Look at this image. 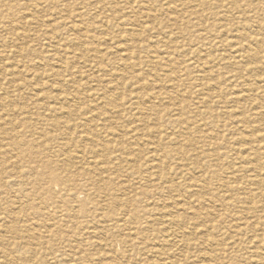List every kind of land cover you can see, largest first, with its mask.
<instances>
[{"label": "rangeland", "instance_id": "rangeland-1", "mask_svg": "<svg viewBox=\"0 0 264 264\" xmlns=\"http://www.w3.org/2000/svg\"><path fill=\"white\" fill-rule=\"evenodd\" d=\"M198 1L199 0H190V1L183 0V2H182V0H151V1L150 0H86V1L85 0H64V1L63 0H60V1L59 0H56V1H52V0H50V1L49 0H0V6H1V8H0V47L2 48V49L0 48V75L3 78L2 79L0 76V79L2 80V81L0 80V83H4L7 80L9 81L10 79H12V77H14L15 79L17 78L16 80H17V82H19L21 84L20 87L22 88L21 90L17 91L13 87H11V88L8 87L9 88L8 90L6 88H4V86L0 87V95H1L0 98H4L6 96L5 95L6 92L2 89H5L11 95H16L18 97L20 96L19 101L15 100V102H13V105L11 104L12 103L11 98L10 99L8 97L6 99L4 98L5 99L4 101L6 103V109L7 110H13V112L15 114L13 113L12 117H14V119L16 117V119L14 121L19 120L18 123L14 122V124L12 123V125H11V123L10 124L5 123V120H3L4 113L0 110V116H1L0 117V122H1L0 123L1 124V126H0V135H1L0 145H4V146H2L3 147L2 149L5 150V151H3L4 152L3 154L1 153L2 151L0 152V162L4 163V165H5L4 170H3V180L5 181V182L4 181L3 182L5 183V186H4L5 188L4 187L0 188V194H1L0 198L2 199V201L0 200V207H1V209H0V250L2 248L1 251L3 252V254H5L6 256L8 255L7 258H3L1 253H0V264H2V263L3 264H7V263L8 264H10V263L11 264H19V262H20V264H22L23 261L25 262V264H73L70 261L71 256H69V258L68 257L63 258V257H65V254L69 255L72 251H74L76 249V245L80 246L83 249V251L77 250L79 255H80V253L81 254L84 253L87 256L90 255L89 257L92 258V259H90L89 263H87V264H97L100 261L103 264H115L113 262H116V261H117L116 264H140V263L145 262V261L147 263H152V264H182V263L183 264H203V263H206V261L202 262V263L198 262V261L202 260L201 258H202V255L204 253H210V254L216 253V254H218V252L221 253V251H222V253H221L222 257L220 256V260L218 261L220 264H246L247 259H248V261H250V264L256 263L252 260V255L250 253L249 247L251 248L254 246L253 247V248H255L254 250L259 251V250H261L260 249L261 246L249 244V242H247L249 240L248 238L251 236L250 232H248V231L244 232L245 230L243 228H242V231L238 232V230H236V229L238 227V224L240 223V222H238V216L240 214L244 213V212L241 213V211H245V209H247V207L248 208L251 207L252 208V214L253 213L254 214H253V216H252V214L247 215L246 216L247 221H244V222L250 223V224H252L251 222H253L254 224H256V229H255L256 231H254V233H256L257 235L259 233H264V210L259 207V206H261V204L263 202L262 200H264V198H261V200H260V198L253 200L251 205H250V203L246 204L245 202H243L242 197H244V196L242 194V191L239 190V187H238L237 192L231 191L228 188L231 189L233 186L236 187L237 186L236 184L240 185L242 183V181L244 183V181L246 179H250L251 177H253L254 175L257 174V172H249L244 167V165L242 164V161L240 159V156L237 155V153L235 151V150H237V148L239 147L241 142L242 143L244 141L246 142L249 140V138L251 141V144L249 146V149H250L249 151L251 153V150H253V151L255 150L254 153L255 152L258 153V155L260 157L259 162H260V165L262 168L261 170H264V151H263L264 150V138L262 137V135H263L262 133H264V131L257 132L254 130L255 124L251 125L250 123H242L239 119L240 118L239 113L243 112L242 114L244 116H246L247 118H252L254 116V114L257 113L258 110L261 109L260 106L262 108H264V102H262V101H264V82H263L264 79L262 77L256 78L252 74H250V75L247 74L246 76H244L243 79H236V78L232 77V73L227 76L222 69H223L224 62L229 57L228 55L230 54V52H232L233 49L236 48L237 45H242V44L246 43V40H244V36H242V35H244V33H241L237 29V26L239 25L238 23H240L242 21L247 22V23L249 22V24H252V26H255L258 19H263L262 23L264 24V17L262 16V13L264 11H250V10L246 11V10H244L246 5H248V2H252V1H253L252 4L255 6L263 7V5H261V1H259V0H240V1H238V0H217V1L212 0L211 1V0H209L211 3H213L214 1L219 2V3L220 2L226 3L227 8L229 9L228 11H230V13L225 14V13H223L224 11H221L219 9L216 11L213 10L214 13H213V15H211L209 10L201 8L200 3ZM28 2H30V3H28ZM54 2H56V3H54ZM50 3H51V5H50ZM240 5H242V8L240 7ZM53 7L55 8V10L53 9ZM37 10H38V12H37ZM200 10L203 13H201ZM240 10H242V11H240ZM235 12H236V14H235ZM26 13H28V14H26ZM62 14H65V16ZM200 14H203L205 19H206L205 21L204 20L201 21L203 23L198 22L199 21L198 16ZM174 15H176V16H174ZM54 16H55V18H54ZM64 18H67V19H64ZM21 19H22V21H21ZM60 19H62V20H60ZM224 19L226 21H224ZM213 20H214V23H211V21L213 22ZM26 23H28V24H26ZM68 23H69V25H68ZM29 25H30V27H29ZM32 25H33V27H32ZM201 26H202V28H201ZM221 26H223V27H221ZM217 27H219V28H217ZM33 28H36V31ZM8 29L11 31H9ZM20 30H22V31H20ZM23 30H25V32ZM90 30H92V32ZM250 30H246L247 35H251V34L253 35L254 33H257V34L259 33L260 35L264 36V34H263L264 30L259 31V32H257L258 30L257 31L253 30V31H251V33H250ZM80 31H81V33H80ZM224 32H226V33L228 32L229 37L225 36L223 34ZM65 33H67V34H65ZM45 34H47V35H45ZM233 34H234V36H233ZM203 35H205V36H203ZM71 37H79V38L84 39L85 46L82 49V52L84 54L83 57H78V58L75 57L76 51L73 52L74 47L69 43V40ZM108 37L110 38V40ZM231 37H233L235 39H233ZM27 38H29V39H27ZM58 38H59V40H58ZM119 41H120V43H119ZM229 42L231 44H233L232 48L228 47ZM68 43H69V45H68ZM235 43H236V45L234 46ZM17 44H18V46H17ZM52 44H54V45H52ZM86 44H87V46H86ZM208 47H209V49H208ZM16 49H19L20 53L17 54ZM135 49H137V50H135ZM120 50L121 51L124 50L125 53L124 52L120 53L121 52ZM51 51H52V53H51ZM60 51H61V53H60ZM223 51H225V52H223ZM12 52L15 54L14 56L12 55ZM215 52H217L218 54ZM259 52H260V55L262 57H264V48L259 50ZM112 53H113V55H112ZM128 53H131V57H130L131 66L129 67L128 72L124 73V71L126 69L120 68V66H121L123 60H125V59L127 62H129V60H127V54ZM231 54L232 55L230 58V62L232 64L231 67L234 70V68H236L235 67L236 64L233 63V61H237L238 58L237 59L235 58L236 54L234 53V51ZM63 56H65V57H63ZM3 57H5V58H3ZM190 57H192V58H190ZM25 58H27V59H25ZM28 59H29V61H28ZM74 59H75V61H74ZM221 59H223V61H221ZM187 60H188V63H187ZM12 63L14 65H12ZM60 63L65 65L66 69L68 68L67 70H65L62 73V76H63L62 78L64 80H66V83H67L69 78L71 80L72 79L75 80V82L72 80L73 82L69 83V87H68V85L66 86V84L64 85V87L62 86V89L65 90V94H67V98H65V99L60 98L61 100L59 98H57L59 96L58 91H56L57 90V88H56L57 80L50 77V74H52L53 71H56L59 68V66L61 65ZM145 63H146V65H145ZM156 63L157 64L159 63V64L157 65ZM8 64H10V65H8ZM35 65H36V68L33 69L35 67ZM213 65H214V67H213ZM10 66H11V68H9ZM151 66H154V67L152 68ZM198 66H199V68H198ZM55 67H58V68L55 69ZM212 67H213V69H212ZM181 68H183V70ZM200 70H202V71H200ZM5 71H7V72H5ZM150 71H151V73H150ZM156 72H158V74ZM72 73H73V75H72ZM201 73H203V74H201ZM216 74H217V77H214V75H216ZM77 75L79 78L77 77ZM169 75H172L174 78H176V81H170L173 78L171 79L170 77H168ZM81 76H82V78H81ZM143 76H145V77H143ZM49 77H50V79H47ZM76 78H77V80H76ZM198 78H199V80H198ZM203 78H204V80H203ZM78 79H80V81ZM242 80H243V82H245L244 83L245 85L242 84L243 83ZM210 81H212V82H210ZM76 82H78V83L75 84ZM102 82H104V83H102ZM223 82H225V83H223ZM240 82H242V83H240ZM205 83H210L211 85H215L216 89L211 90L212 92L211 91L210 92L205 91V88H204ZM32 84H34V85H32ZM48 84H50L49 85L50 87L48 86ZM243 86L245 88H243ZM229 87H231L232 89H230ZM249 89L252 90L253 93H252V91L251 92L248 91ZM38 90L40 91V93L38 92ZM136 90H137V92L150 97L149 98L150 100H146V102L144 103V105L148 106L147 108L149 109L146 115H141L137 111V109H135L134 105L132 104L134 101V100H132L133 94ZM235 90H238V91H235ZM126 91H128V92H126ZM241 91H242V93H241ZM207 92H208V94H207ZM201 93L202 94L205 93V94L202 96ZM71 95H72V97H71ZM79 95H81V96H79ZM224 95H226V96H224ZM252 95H254V96H252ZM206 96L212 97V100H211L212 103L208 107H201L202 103H200V102ZM22 98H24V99H22ZM229 98L237 99L238 104L236 103L237 100L234 101L235 102L234 105H233L234 102L232 104L229 103ZM252 98L255 99L254 105L252 102H250V100ZM226 102L229 104H227ZM64 103H65V105H64ZM70 104H72V105L74 104L72 106V109L74 107V109H73L74 115L72 114V116H70L68 118L69 119L68 125L66 124L65 126L61 125V127L60 126L54 127V126H52V124L44 125L42 123L41 119H37L39 113L43 114V112H42L43 108H46V107L60 108L61 112L58 115L63 116V115H65V112L67 111L66 107H68V105H70ZM194 104H199V105H194ZM229 105H230V107L232 105L233 106L231 108H229ZM8 106H9V108H8ZM20 107H21V109L23 108L24 112H27L26 115H27V118L29 120L26 118L27 120L25 121V120H23L24 115L23 116L19 115L18 112L20 111ZM114 108H116V109H114ZM196 108H197V110H196ZM208 108L211 110L212 114L216 116V120H213L211 117H209L207 119L208 121H206V119H202V117H198V114L201 111H203L204 109L208 110ZM233 111H235V112H233ZM101 112H105V115H104V117H102V119H100V118L98 119V116ZM133 113H135L134 114L135 116L133 115ZM219 113H221V114H219ZM222 113H224V114H222ZM117 114L120 115L119 119L112 121L110 117L116 116ZM94 117H95V119H94ZM104 118L105 119L107 118L106 121ZM223 118H225V119H223ZM226 120H228V121H226ZM80 121H83V122H80ZM107 121L108 122L110 121V122L108 123ZM21 122H24L25 124L22 125ZM211 122L214 125L211 124ZM263 122H264V120L259 122V123H261L259 126L262 125L261 130H264ZM228 123L231 125H229ZM88 124H90V126ZM80 125H81V127H83V126L86 127L88 125L91 129L93 128L92 129L93 132L91 133V135L90 136H81L82 134H80V132L83 130H80V128L73 129L74 126H80ZM100 125H101V127H100ZM227 125H228V127H227ZM245 125H247V126H245ZM106 126H107V128H105ZM109 126H111L112 129H109V128H111ZM204 126L205 127L207 126L206 129ZM220 126H222V128ZM233 127H235L236 129L234 128V130H233ZM6 128H8V129H6ZM10 128L14 131H17V133H18V136L15 139L16 141H14V142H17L18 144L22 145V147H29V146L33 147V150H35L36 152H39V153L41 152L40 154L43 153L44 155L45 154L49 155L50 161L52 163L50 166L51 168H57L60 171L63 169V171H64L65 169H67V167L70 164L68 162H71V159H73L76 156H78V157L81 156L79 165H78V163L75 165L76 169L77 168L81 169V167H84L85 165H88V166L94 167V168L96 167L95 170H98V171H96L97 172L96 174H98V175H96L94 173L95 174L94 175L95 181H93L94 183H92V182L88 183L87 185L89 187L87 185L83 184V181L80 178H78L79 185H83V186L85 185L84 186L85 188L83 187V189H82L83 191H80L78 193L77 200L78 199H81V200L85 199L86 197L84 196V194L88 193V192H94L95 188L97 187L98 189L96 188L97 193L95 194V199L90 201L89 203H87L83 207V209L89 210V211L91 210V212H97L98 213V212H100V210L103 212L108 207L110 209L112 208L111 211H115L114 212L115 216L111 219L113 222H115L114 224H117L116 222L122 221V219L126 220V218L136 220L137 221L136 224L138 223L137 224L138 226H140V224H141L140 228L142 230L147 231V234H149V233L151 234L152 241L147 242V243H150L147 246L148 249L142 250V252H139V249H136L135 251L131 252V249H130V251H127L128 250L127 248L126 249L122 248V245L120 243L121 242L120 239H122L126 235H128L129 231L132 232L130 229H127L129 227L124 228V231L122 230L119 234L115 233L116 234L115 235L113 233V237L111 238L112 246L109 248L108 247L109 238H105V241L103 242L101 236H98V235L96 236L97 233L93 232L94 229L97 228V226H98V224L95 223L96 221L93 218H91V217L85 218L83 215H80L78 217V219L67 218L64 215L65 212L67 210H69L71 207H74L75 205H77V203L70 202L71 199L69 197H66V196L63 197V194L66 193V195L69 196V193H70V192H68V187H66V186L63 188L64 192L62 191L63 192L62 194H56L57 191L55 189H53V187H51L52 189H50V191L52 193H55L56 194L55 196H54V194H51L49 189H48L46 196L39 197L36 194L38 192L37 187H34L36 189L32 188L31 175L28 172L27 166L19 167L17 172H15V170L11 167L12 164H10V163L15 161V158H17V155H16L17 153L10 150V148L7 146L11 141L7 140V138L5 137V134L6 133L8 134ZM26 128H29L30 133L27 132L26 136H24V130ZM32 129L36 130V131L33 132ZM208 129H211V130H208ZM227 129H228V131H227ZM188 130H189V132H188ZM195 130H196V132H195ZM238 130H239V133H238ZM74 131H76V132H74ZM233 131H235L237 135H235V132H233ZM241 131H242V133H241ZM39 132L41 133V135L39 134ZM97 132H99V133H97ZM179 132L183 136H181V134ZM101 133H103V134H101ZM219 133H221V134H219ZM228 133H230V134H228ZM177 134L178 135L180 134V136H178ZM248 134H250V135H248ZM2 135L4 138L2 137ZM98 135H101V136H98ZM138 135H139V137H138ZM155 136H156V138H155ZM187 136H189V137H187ZM90 137L95 138V139L91 140ZM105 137H106V139H105ZM237 137H239V138L241 137V138L239 139ZM81 138H83V139H81ZM185 138H187V139H185ZM112 139H113V141H112ZM156 139H157V141L160 140L159 143H161L162 148H166V149L177 148V151L176 152L171 151L167 160H165L166 162L164 164H161L164 167V169L167 168V169H165V171H167L168 175L170 176L169 178L171 180V183L178 187V188L177 187L176 188L178 189L179 194H181V196L176 194L179 197L178 196L174 197L173 201L168 200L169 199L168 197H170V196L166 195V193L168 192L166 189L167 184L163 185V189L165 191L162 190L161 194L159 192H155L154 188H153L154 184L152 183L151 178L156 173L155 164L157 163L156 159L158 158V155H159V153H157L153 149L154 143L157 142ZM223 139H225L226 141H224ZM235 139L237 142L235 141ZM77 140H79V141H77ZM238 140H240V141H238ZM110 141H112V142H110ZM133 141L136 142V144L133 143ZM206 141H208L210 143H208ZM83 142H85V143H83ZM141 142H145V143L147 142V143L141 144ZM233 144H234V147H233ZM130 145H131V147H130ZM235 145H236V147H235ZM204 146H205V148H204ZM225 146L227 149L225 148ZM90 148H92V149H94V151L98 152V155H96L95 158L94 157L91 158L90 153H88L91 151ZM88 149H89V151H88ZM140 149L142 150L141 153L139 152ZM62 150H64V151L62 152ZM81 151H83V152H81ZM101 151L104 153H102ZM125 151H126V153H124ZM203 151L206 153H204ZM222 151H223V153H222ZM253 151H252V153H253ZM99 152H101V154ZM227 153H229V154H227ZM6 154H7V156H6ZM104 154H105V156L103 157ZM133 154H135V155H133ZM194 154H195V156H193ZM44 155H40V157L42 158L43 161H46V157H44ZM68 158H70V159H68ZM230 158H231V160H230ZM233 158L236 160H233ZM99 160L102 162H100ZM150 160H152L153 162H151ZM98 161H99V163H97ZM217 161L219 162L218 164L216 163ZM236 161L238 162V164ZM95 162H96V164H95ZM209 163H210V165H209ZM211 163H212V165H211ZM38 164H41V163H38ZM80 164L82 166H80ZM97 164H99V165L97 166ZM117 164L118 165L120 164L119 166H121V167H119ZM222 164H223V166H222ZM217 169H218V171H217ZM56 171L59 172L58 170H56ZM116 171H117V173H116ZM182 172H185V173L183 174ZM65 173L67 174V171ZM172 173H173V175H172ZM99 174L100 175L103 174V175L100 176ZM33 175L34 176L42 175L43 177H49L50 172L46 173L45 167L39 165V166H37V169L34 170ZM51 176H50V178H51ZM148 176H149V178H147ZM181 176L186 177V179H188L187 180L188 184L181 185V183H182L181 181L183 180V178ZM213 176L216 179L213 178ZM104 177H106V178L104 179ZM143 177H144V179H143ZM98 178H100L102 180H107V179H110V180L106 181L107 184H105L106 185L105 186V185H103V183H105V182L99 183L100 181L99 182L97 181ZM194 178H195V180H194ZM20 180H22V181H20ZM47 180L50 181L49 179H47ZM117 180H119V181H117ZM148 181H149V183H148ZM95 183H96V185H95ZM177 183H179V184H177ZM99 184H101V185H99ZM218 184H222V185L225 184L224 186H226L227 189L226 188L220 189L221 187ZM188 185L192 186L193 189H192V187H190L191 189L189 188V190H188V187H187ZM102 186H104V187H102ZM217 186H219V187H217ZM92 187H94V188H92ZM186 187H187V189H186ZM20 188L22 191L20 190ZM112 188H114V189H112ZM216 188H218V189H216ZM128 189L130 192H128ZM213 189H214V191H213ZM27 190H29V191H27ZM190 190H192V191H190ZM100 192H102L101 195H99ZM221 192H222V194H221ZM33 193H34L35 197L33 196ZM200 193H203V194L208 193V194H213V195L219 194L218 195L219 200L216 201L215 203H212V204L210 203L211 205L209 203H205V204L201 205L200 204L201 200L199 198ZM238 193H239V195H238ZM124 195H127V196H124ZM240 195H242V196H240ZM8 196H10V197H8ZM108 196H110V197H108ZM102 197H103V199H102ZM126 197L132 199V201L126 202ZM157 199L160 200L161 202L157 203L156 202ZM24 200L26 201V203H24ZM178 200H179V202H178ZM165 201H167V202H165ZM240 201H242V202H240ZM10 202H11V204H10ZM173 202H178L176 209L178 211L177 214L179 216L180 215H184V216L187 215L186 220L189 219L190 217L193 219V221L190 223V225L187 226L188 227L187 229L183 228L185 236L187 234V236H186L187 242L190 244H193L190 247V249L187 250L188 252L185 250L183 252V251H181L180 248L171 246V244H169L167 237H169V235L170 236L174 235V233H175L174 228L170 227L171 225H168V223L166 221H165L166 223H163V225L158 224L159 222L157 221V217H159V215H160L159 213L163 209H165L166 206L168 208L171 207L169 209L171 211L175 210L172 208L174 206ZM255 202L257 204H255ZM101 203H102V205H101ZM109 204H110V206H109ZM222 204L225 206H229V209H232L234 207L235 208L234 211L236 213L235 212H233V213L229 212V209L227 207L224 208ZM237 204H238V206H237ZM112 206L117 207V208L114 209ZM35 207L39 208V210ZM41 207H42V209H40ZM184 207H185V209H184ZM49 208H51V209H49ZM156 208H158V209H156ZM208 208H209V210H208ZM239 208H241V209H239ZM78 209H80V207H78ZM204 210H205V212H204ZM7 211H9V212L7 213ZM180 211H182L184 213L181 214V213H179ZM55 213H58V214H55ZM118 213H121V216H119ZM35 214H38V215H35ZM209 214H213V215L208 216ZM174 215H176V214H174ZM188 215H190V216H188ZM201 216H203V217H201ZM195 217H197V219H194ZM234 218H236V219H234ZM31 220H33V221H31ZM19 221L21 222V224ZM104 221L107 225L112 224V223H107L106 219H104ZM26 222H27V224H26ZM187 222H188V220H187ZM211 222H213V223H211ZM119 223H121V222H119ZM42 224H45V228H41ZM50 226H52V227H50ZM239 226H241V225H239ZM48 227H50V228L48 229ZM202 227L203 228L204 227H208V228L210 227L209 233H206V234L203 233ZM87 228H88V230H87ZM39 229H41V230H39ZM7 230H8V232H7ZM162 230H165L166 233L161 232ZM22 231H23V233H21ZM148 231H149V233H148ZM46 232H47V234H46ZM230 232H232V233H230ZM3 233H5V234H3ZM27 234H28V236H27ZM232 234H234V235H232ZM246 234H248V236ZM235 235H236V237H235ZM116 236H117V238H114ZM240 236H242V237H240ZM97 237H99V238H97ZM21 239H23L24 241ZM157 239L159 242L157 241ZM119 240H120V242H119ZM203 240H206V241L204 242V244L202 246H200V247H199V245L197 247L195 246L197 243H201ZM151 242H152V244H151ZM16 244H17V246H16ZM51 244L53 246H51ZM103 244H104V246H103ZM105 244H107V245H105ZM55 245H56V247H55ZM160 246H162V247H160ZM208 246H211V247H208ZM95 247H96V249H95ZM151 247H156V248L158 247V249L160 251L163 249L161 251L162 255L154 254L150 250ZM203 247H204V249H203ZM171 248H172V250H171ZM28 249L30 252L28 251ZM52 250H53V252H52ZM59 250L62 252L63 256H60ZM178 250H179V252L180 251L181 252L179 253ZM136 251L138 252L137 254L135 253ZM27 252H29V253H27ZM37 253H38V255H37ZM174 254H176V255H174ZM28 255H30V256H28ZM181 255L184 256L183 259L180 257ZM241 255H242V257H241ZM178 256L181 259H179ZM5 259H8L7 260L8 262L7 261L5 262L4 261ZM245 259H246V261H245ZM27 260H29V261H27ZM177 260H179L180 262ZM157 261H159V262H157ZM210 263L211 264H215V263L217 264V261L216 262H210ZM84 264H86V263H84Z\"/></svg>", "mask_w": 264, "mask_h": 264}, {"label": "bare ground", "instance_id": "bare-ground-1", "mask_svg": "<svg viewBox=\"0 0 264 264\" xmlns=\"http://www.w3.org/2000/svg\"><path fill=\"white\" fill-rule=\"evenodd\" d=\"M50 1V0H49ZM52 1H56V0H52ZM60 1V0H59ZM64 1V0H63ZM86 1V0H85ZM151 1V0H150ZM187 1V0H186ZM188 1H190V0H188ZM212 1V0H211ZM215 1H217V0H215ZM213 2V3H211L209 0H199L198 2L200 3V6H201V8H204V9H206V10H209L210 11V14L211 15H213V13H214V11H216V10H221V11H224L223 13H225V14H228V13H230V11H228L229 9L227 8V4L226 3H224V2ZM238 1H240V0H238ZM259 1H261V5H263V7H260V6H255V5H253L252 4V2H248V5H246V7H245V9L244 10H246V11H248V10H250V11H264V0H259ZM21 2V1H20ZM46 2V1H45ZM66 2V1H65ZM182 2H183V0H182ZM28 3H30V2H28ZM54 3H56V2H54ZM113 3V2H112ZM148 3V2H147ZM196 3V2H195ZM17 4V3H16ZM24 4V3H23ZM71 4V3H70ZM121 4V3H120ZM194 4V3H193ZM5 5V4H4ZM34 5V4H33ZM39 5V4H38ZM41 5V4H40ZM50 5H51V3H50ZM53 5V4H52ZM130 5V4H129ZM199 5V4H198ZM54 6V5H53ZM57 6V5H56ZM61 6V5H60ZM59 6V7H60ZM68 6V5H67ZM79 6V5H78ZM6 7V6H5ZM45 7V6H44ZM55 7V6H54ZM53 7V9L55 10V8ZM101 7V6H100ZM240 7L242 8V5H240ZM0 8H1V6H0ZM25 8V7H24ZM61 8V7H60ZM84 8V7H83ZM65 9V8H64ZM130 9V8H129ZM140 9V8H139ZM240 9V8H239ZM53 10V11H54ZM59 10V9H58ZM57 10V11H58ZM186 10V9H185ZM214 10V11H213ZM25 11V10H24ZM31 11V10H30ZM47 11V10H46ZM240 11H242V10H240ZM37 12H38V10H37ZM56 12V11H55ZM65 12V11H64ZM69 12V11H68ZM90 12V11H89ZM200 12H201V10H200ZM33 13V12H32ZM57 13V12H56ZM88 13V12H87ZM105 13V12H104ZM152 13V12H151ZM166 13V12H165ZM201 13H203V12H201ZM218 13V12H217ZM17 14V13H16ZM26 14H28V13H26ZM40 14V13H39ZM162 14V13H161ZM167 14V13H166ZM171 14V13H170ZM235 14H236V12H235ZM241 14V13H240ZM36 15V14H35ZM34 15V16H35ZM62 15H64L65 16V14H62ZM67 15V14H66ZM94 15V14H93ZM160 15V14H159ZM180 15V14H179ZM207 15V14H206ZM205 15V16H206ZM234 15V14H233ZM8 16V15H7ZM51 16V15H50ZM57 16V15H56ZM60 16V15H59ZM86 16V15H85ZM92 16V15H91ZM109 16V15H108ZM149 16V15H148ZM170 16V15H169ZM174 16H176V15H174ZM178 16V15H177ZM262 16L264 17V12L262 13ZM93 17V16H92ZM161 17V16H160ZM166 17V16H165ZM210 17V16H209ZM223 17V16H222ZM19 18V17H18ZM32 18V17H31ZM38 18V17H37ZM54 18H55V16H54ZM58 18V17H57ZM73 18V17H72ZM95 18V17H94ZM141 18V17H140ZM148 18V17H147ZM163 18V17H162ZM64 19H67V18H64ZM102 19V18H101ZM120 19V18H119ZM134 19V18H133ZM136 19V18H135ZM150 19V18H149ZM153 19V18H152ZM161 19V18H160ZM198 19H199V23L201 22V21H205L206 19H205V17H204V15L203 14H200L199 16H198ZM20 20V19H19ZM60 20H62V19H60ZM222 20V19H221ZM229 20V19H228ZM21 21H22V19H21ZM41 21V20H40ZM209 21V20H208ZM224 21H226L225 19H224ZM9 22V21H8ZM33 22V21H32ZM79 22V21H78ZM197 22V23H198ZM219 22V21H218ZM263 22V19H258V21L256 22V24H255V26H252V24H249V22L247 23V22H240V23H238L239 25L237 26V29H238V31H240L241 33H244V35H242V36H244V40H246V43L245 44H242V45H237L236 46V48H234L233 49V51H234V53L236 54V59L238 58V60L237 61H233V63H235L236 65H235V67L236 68H234V70L232 69V64H231V62H230V58H231V53H233V51L232 52H230V54L228 55L229 57H228V59L224 62V65H223V71H224V73L228 76L229 74H231L232 73V77H234V78H236V79H243L244 78V76H246L247 74L248 75H250V74H252L254 77H256V78H259V77H262L263 79H264V57H262L261 55H260V52H259V50H261L262 48H264V36H262V35H260L259 33L257 34V33H254L253 35L251 34V35H247L246 34V30H250V33H251V31H253V30H255V31H257V32H259V31H263L264 30V24L262 23ZM19 23V22H18ZM104 23V22H103ZM201 23H203V22H201ZM211 23H214V20H213V22L211 21ZM26 24H28V23H26ZM25 24V25H26ZM33 24V23H32ZM37 24V23H36ZM63 24V23H62ZM96 24V23H95ZM144 24V23H143ZM147 24V23H146ZM68 25H69V23H68ZM140 25V24H139ZM58 26V25H57ZM71 26V25H70ZM103 26V25H102ZM138 26V25H137ZM23 27V26H22ZM25 27V26H24ZM29 27H30V25H29ZM32 27H33V25H32ZM62 27V26H61ZM65 27V26H64ZM221 27H223V26H221ZM201 28H202V26H201ZM217 28H219V27H217ZM19 29V28H18ZM28 29V28H27ZM33 29H35V31H36V28H33ZM137 29V28H136ZM235 29V28H234ZM9 30V29H8ZM17 30V29H16ZM69 30V29H68ZM105 30V29H104ZM139 30V29H138ZM9 31H11V30H9ZM20 31H22V30H20ZM24 32H25V30H23ZM58 31V30H57ZM91 32H92V30H90ZM185 31V30H184ZM204 31V30H203ZM29 32V31H28ZM34 32V31H33ZM73 32V31H72ZM69 33V32H68ZM80 33H81V31H80ZM99 33V32H98ZM120 33V32H119ZM132 33V32H131ZM65 34H67V33H65ZM139 34V33H138ZM225 36H228V32L226 33V32H224L223 33ZM264 34V33H263ZM26 35V34H25ZM45 35H47V34H45ZM60 35V34H59ZM62 35V34H61ZM28 36V35H27ZM64 36V35H63ZM109 36V35H108ZM172 36V35H171ZM203 36H205V35H203ZM232 36V35H231ZM233 36H234V34H233ZM110 37V36H109ZM108 37V38H109ZM216 37V36H215ZM229 37V36H228ZM55 38V37H54ZM64 38V37H63ZM210 38V37H209ZM231 38H233V37H231ZM9 39V38H8ZM27 39H29V38H27ZM57 39V38H56ZM65 39V38H64ZM130 39V38H129ZM152 39V38H151ZM200 39V38H199ZM207 39V38H206ZM233 39H235V38H233ZM58 40H59V38H58ZM109 40H110V38H109ZM19 41V40H18ZM22 41V40H21ZM43 41V40H42ZM56 41V40H55ZM124 41V40H123ZM134 41V40H133ZM235 41V40H234ZM237 41V40H236ZM241 41V40H240ZM38 42V41H37ZM52 42V41H51ZM96 42V41H95ZM118 42V41H117ZM226 42V41H225ZM35 43V42H34ZM69 43L74 47V50H73V52L74 51H76L75 52V57H83V52H82V49L84 48V46H85V41H84V39H82V38H79V37H71L70 38V40H69ZM69 43H68V45H69ZM119 43H120V41H119ZM128 43V42H127ZM187 43V42H186ZM190 43V42H189ZM219 43V42H218ZM101 44V43H100ZM108 44V43H107ZM106 44V45H107ZM116 44V43H115ZM52 45H54V44H52ZM58 45V44H57ZM63 45V44H62ZM67 45V46H68ZM236 45V43L234 44V46ZM17 46H18V44H17ZM86 46H87V44H86ZM118 46V45H117ZM232 46H233V44H231L230 42L228 43V47L230 48H232ZM4 47V46H3ZM20 47V46H19ZM24 47V46H23ZM47 47V46H46ZM51 47V46H50ZM57 47V46H56ZM108 47V46H107ZM201 47V46H200ZM226 47V46H225ZM1 48V47H0ZM15 48V47H14ZM71 48V47H70ZM228 48V49H229ZM2 49V48H1ZM52 49V48H51ZM98 49V48H97ZM148 49V48H147ZM208 49H209V47H208ZM135 50H137V49H135ZM188 50V49H187ZM53 51V50H52ZM52 51H51V53H52ZM63 51V50H62ZM98 51V50H97ZM114 51V50H113ZM121 51V50H120ZM127 51V50H126ZM16 52H17V54L18 53H20V51H19V49H16ZM64 52V51H63ZM62 52V53H63ZM122 52H124L125 53V51L124 50H122L120 53H122ZM138 52V51H137ZM151 52V51H150ZM223 52H225V51H223ZM2 53V52H1ZM60 53H61V51H60ZM71 53V52H70ZM215 53H217V52H215ZM116 54V53H115ZM186 54V53H185ZM212 54V53H211ZM218 54V53H217ZM12 55L14 56L15 54L12 52ZM60 55V54H59ZM108 55V54H107ZM112 55H113V53H112ZM168 55V54H167ZM182 55V54H181ZM61 56V55H60ZM68 56V55H67ZM70 56V55H69ZM101 56V55H100ZM166 56V55H165ZM51 57V56H50ZM58 57V56H57ZM63 57H65V56H63ZM126 57V56H125ZM130 57H131V53H128L127 54V60H129V62H130ZM174 57V56H173ZM181 57V56H180ZM218 57V56H217ZM216 57V58H217ZM222 57V56H221ZM3 58H5V57H3ZM13 58V57H12ZM112 58V57H111ZM134 58V57H133ZM132 58V59H133ZM147 58V57H146ZM161 58V57H160ZM190 58H192V57H190ZM10 59V58H9ZM25 59H27V58H25ZM72 59V58H71ZM114 59V58H113ZM200 59V58H199ZM58 60V59H57ZM202 60V59H201ZM28 61H29V59H28ZM71 61V60H70ZM74 61H75V59H74ZM114 61V60H113ZM203 61V60H202ZM221 61H223V59H221ZM73 62V61H72ZM129 62H127L126 61V59L125 60H123V62H122V64H121V66H120V68H125L126 70L124 71V73L125 72H128V69H129V67L131 66V62L129 63ZM198 62V61H197ZM2 63V62H1ZM58 63V62H57ZM75 63V62H74ZM187 63H188V60H187ZM61 65L59 66V68L58 67H55V69L56 68H58L56 71H53L52 72V74H50V77L51 78H53V79H55V80H57V83H56V88H57V90L56 91H58V94H59V96L57 97V98H61V99H65V98H67V94H65V90H63L62 89V86L64 87V85L66 84V86L68 85V87H69V83H72L73 81L75 82V80H71L70 78L68 79V81H67V83H66V80H64L62 77V73L65 71V70H67L66 69V67H65V65H63L62 63H60ZM69 64V63H68ZM141 64V63H140ZM144 64V63H143ZM157 64V63H156ZM159 64V63H158ZM157 64V65H158ZM8 65H10V64H8ZM12 65H14L13 63H12ZM16 65V64H15ZM42 65V64H41ZM56 65V64H55ZM138 65V64H137ZM145 65H146V63H145ZM196 65V64H195ZM7 66V65H6ZM33 66V65H32ZM48 66V65H47ZM58 66V65H57ZM169 66V65H168ZM191 66V65H190ZM8 67V66H7ZM16 67V66H15ZM40 67V66H39ZM72 67V66H71ZM70 67V68H71ZM135 67V66H134ZM143 67V66H142ZM150 67V66H149ZM152 68L154 67V66H151ZM166 67V66H165ZM207 67V66H206ZM213 67H214V65H213ZM213 67H212V69H213ZM6 68V67H5ZM9 68H11V66L9 67ZM36 68V65H35V67L33 68V69H35ZM86 68V67H85ZM148 68V67H147ZM198 68H199V66H198ZM73 69V68H72ZM71 69V70H72ZM87 69V68H86ZM182 70H183V68H181ZM207 69V68H206ZM18 70V69H17ZM121 70V69H120ZM151 70V69H150ZM158 70V69H157ZM181 70V71H182ZM195 70V69H194ZM211 70V69H210ZM221 70V71H222ZM39 71V70H38ZM70 71V70H69ZM68 71V72H69ZM171 71V70H170ZM200 71H202V70H200ZM199 71V72H200ZM5 72H7V71H5ZM33 72V71H32ZM205 72V71H204ZM209 72V71H208ZM211 72V71H210ZM260 72V73H259ZM70 73V72H69ZM150 73H151V71H150ZM157 74H158V72H156ZM170 73V72H169ZM177 73V72H176ZM216 73V72H215ZM15 74V73H14ZM68 74V73H67ZM95 74V73H94ZM144 74V73H143ZM201 74H203V73H201ZM72 75H73V73H72ZM105 75V74H104ZM149 75V74H148ZM189 75V74H188ZM199 75V74H198ZM219 75V74H218ZM1 76V75H0ZM18 76V75H17ZM70 76V75H69ZM107 76V75H106ZM114 76V75H113ZM122 76V75H121ZM183 76V75H182ZM186 76V75H185ZM205 76V75H204ZM47 77V76H46ZM50 77L49 78H47V79H50ZM77 77H78V75H77ZM84 77V76H83ZM117 77V76H116ZM143 77H145V76H143ZM168 77H170L172 80H170V81H176V78H174L172 75H169ZM207 77V76H206ZM214 77H217V74L216 75H214ZM224 77V76H223ZM1 78H2V76H1ZM74 78V77H73ZM79 78V77H78ZM81 78H82V76H81ZM111 78V77H110ZM118 78V77H117ZM193 78V77H192ZM209 78V77H208ZM221 78V77H220ZM3 79V78H2ZM7 79V78H6ZM5 79V80H6ZM17 79V78H16ZM14 77H12V79H10L9 81L7 80V81H5L4 83H0V87H3L4 86V88H6L7 90L9 89L8 87H13V88H15V90H17V91H19V90H21L22 88L20 87L21 86V84L19 83V82H17V80H16ZM84 79V78H83ZM126 79V78H125ZM133 79V78H132ZM1 80V79H0ZM76 80H77V78H76ZM79 81H80V79H78ZM86 80V79H85ZM110 80V79H109ZM121 80V79H120ZM198 80H199V78H198ZM197 80V81H198ZM203 80H204V78H203ZM208 80V79H207ZM2 81V80H1ZM44 81V80H43ZM87 81V80H86ZM90 81V80H89ZM88 81V82H89ZM137 81V80H136ZM135 81V82H136ZM162 81V80H161ZM234 81V80H233ZM49 82V81H48ZM85 82V81H84ZM94 82V81H93ZM111 82V81H110ZM150 82V81H149ZM159 82V81H158ZM210 82H212V81H210ZM242 82H243V80H242ZM242 82H240V83H242ZM264 82V81H263ZM26 83V82H25ZM78 82H76L75 84H77ZM91 83V82H90ZM89 83V84H90ZM102 83H104V82H102ZM101 83V84H102ZM173 83V82H172ZM223 83H225V82H223ZM222 83V84H223ZM245 82H243L242 84H244ZM260 83V82H259ZM92 84V83H91ZM112 84V83H111ZM263 84V83H262ZM32 85H34V84H32ZM41 85V84H40ZM50 84H48V86H49ZM53 85V84H52ZM72 85V84H71ZM106 85V84H105ZM128 85V84H127ZM205 86H204V88H205V91H208V92H210L211 90H213V89H216V86L215 85H211L210 83H205L204 84ZM245 85V84H244ZM122 86V85H121ZM222 86V85H221ZM231 86V85H230ZM236 86V85H235ZM247 86V85H246ZM50 87V86H49ZM53 87V86H52ZM67 87V88H68ZM86 87V86H85ZM94 87V86H93ZM241 87V86H240ZM25 88V87H24ZM31 88V87H30ZM71 88V87H70ZM175 88V87H174ZM203 88V87H202ZM230 89H232L231 87H229ZM238 88V87H237ZM243 88H245L244 86H243ZM88 89V88H87ZM176 89V88H175ZM224 89V88H223ZM236 89V88H235ZM247 89V88H246ZM2 90H4L6 93H5V99L8 97L9 99L11 98V104L13 105V102H15V100H18L19 101V99H20V96L18 97V96H16V95H11V94H9L8 93V91H6L5 89H2ZM42 90V89H41ZM68 90V89H67ZM85 90V89H84ZM134 90V89H133ZM226 90V89H225ZM36 91V90H35ZM86 91V90H85ZM148 91V90H147ZM217 91V90H216ZM235 91H238V90H235ZM244 91V90H243ZM248 91H252V90H248ZM14 92V91H13ZM37 92V91H36ZM38 92L40 93V91L38 90ZM50 92V91H49ZM71 92V91H70ZM73 92V91H72ZM126 92H128V91H126ZM142 92V91H141ZM208 92H207V94H208ZM212 92V91H211ZM249 92V93H250ZM2 93V92H1ZM16 93V92H15ZM54 93V92H53ZM57 93V92H56ZM109 93V92H108ZM107 93V94H108ZM236 93V92H235ZM240 93V92H239ZM238 93V94H239ZM241 93H242V91H241ZM245 93V92H244ZM252 93H253V91H252ZM22 94V93H21ZM38 94V93H37ZM129 94V93H128ZM202 94V93H201ZM205 94V93H204ZM204 94H202V96L204 95ZM215 94V93H214ZM217 94V93H216ZM248 94V93H247ZM26 95V94H25ZM218 95V94H217ZM216 95V96H217ZM234 95V94H233ZM3 96V95H2ZM23 96V95H22ZM21 96V97H22ZM32 96V95H31ZM78 96V95H77ZM79 96H81V95H79ZM100 96V95H99ZM210 96V95H209ZM212 96V95H211ZM215 96V97H216ZM222 96V95H221ZM224 96H226V95H224ZM245 96V95H244ZM252 96H254V95H252ZM0 97H1V95H0ZM71 97H72V95H71ZM74 97V96H73ZM83 97V96H82ZM119 97V96H118ZM219 97V96H218ZM233 97V96H232ZM250 97V96H249ZM4 98H0V110L4 113V118H3V120H5V123H8V124H10L11 123V125H12V123L14 124V122H19V120H16V121H14L15 119H16V117H15V119H14V117H12L13 116V110H7L6 109V103H5V99ZM86 98V97H85ZM150 97L149 96H146V95H143V94H141V93H139V92H137V90L134 92V94H133V98H132V100H134L133 101V105H134V107H135V109H137V111L141 114V115H146L147 114V112H148V106H146V105H144V103L146 102V100H150L149 99ZM200 98V97H199ZM198 98V99H199ZM214 98V97H213ZM226 98V97H225ZM224 98V99H225ZM236 98V97H235ZM235 98H229V103H233L235 100H237V99H235ZM251 98V97H250ZM255 98V97H254ZM254 98H252L251 100H250V102H252L253 103V105L255 104L254 102H255V99ZM22 99H24V98H22ZM60 99V100H61ZM72 99V98H71ZM70 99V100H71ZM75 99V98H74ZM119 99V98H118ZM174 99V98H173ZM185 99V98H184ZM246 99V98H245ZM46 100V99H45ZM69 100V101H70ZM83 100V99H82ZM87 100V99H86ZM152 100V99H151ZM167 100V99H166ZM212 97H205L200 103H202V106L201 107H208L211 103H212ZM220 100V99H219ZM249 100V99H248ZM7 101V100H6ZM10 101V100H9ZM40 101V100H39ZM38 101V102H39ZM197 101V100H196ZM244 101V100H243ZM75 102V101H74ZM158 102V101H157ZM178 102V101H177ZM238 102V100L236 101V103ZM262 102H264V101H262ZM25 103V102H24ZM45 103V102H44ZM60 103V102H59ZM67 103V102H66ZM69 103V102H68ZM101 103V102H100ZM107 103V102H106ZM169 103V102H168ZM167 103V104H168ZM227 103V102H226ZM229 103H227V104H229ZM26 104V103H25ZM31 104V103H30ZM42 104V103H41ZM50 104V103H49ZM52 104V103H51ZM77 104V103H76ZM111 104V103H110ZM147 104V103H146ZM156 104V103H155ZM166 104V103H165ZM223 104V103H222ZM226 104V105H227ZM235 104V102L233 103V105ZM238 104V103H237ZM251 104V103H250ZM17 105V104H16ZM19 105V104H18ZM28 105V104H27ZM40 105V104H39ZM38 105V106H39ZM55 105V104H54ZM64 105H65V103H64ZM74 105V104H73ZM72 104H70V105H68V107H66L67 108V111L65 112V115H63V116H59L58 114H60V112H61V109L60 108H57V107H46V108H43V114H40L39 113V115H38V118L37 119H41V121H42V123L44 124V125H46V124H52V126H54V127H61V125L62 126H65L66 124L68 125L69 124V117L70 116H72V114L74 115V107H73V109H72V106H73ZM82 105V104H81ZM99 105V104H98ZM107 105V104H106ZM170 105V104H169ZM175 105V104H174ZM194 105H199V104H194ZM220 105V104H219ZM218 105V106H219ZM232 105V106H233ZM29 106V105H28ZM67 106V105H66ZM163 106V105H162ZM165 106V105H164ZM167 106V105H166ZM176 106V105H175ZM179 106V105H178ZM177 106V107H178ZM193 106V105H192ZM217 106V105H216ZM231 106V107H232ZM97 107V106H96ZM169 107V106H168ZM230 107V105H229V108H231ZM253 107V106H252ZM8 108H9V106H8ZM41 108V107H40ZM147 108V109H146ZM166 108V107H165ZM175 108V107H174ZM179 108V107H178ZM188 108V107H187ZM214 108V107H213ZM227 108V107H226ZM228 108V109H229ZM254 108V107H253ZM256 108V107H255ZM260 110H258V112L257 113H255L254 114V116L252 117V118H247L246 116H244L242 113H239L240 114V121L242 122V123H250L251 125L252 124H255V128H254V130L255 131H257V132H261V131H264V130H261V127H262V125L261 126H259L261 123H259L260 121H262V120H264V108H262L261 106H260ZM18 109V108H17ZM42 109V108H41ZM114 109H116V108H114ZM217 109V108H216ZM223 109V108H222ZM225 109V108H224ZM238 109V108H237ZM25 110V109H24ZM76 110V109H75ZM78 110V109H77ZM176 110V109H175ZM196 110H197V108H196ZM220 110V109H219ZM232 110V109H231ZM86 111V110H85ZM216 111V110H215ZM77 112V111H76ZM87 112V111H86ZM132 112V111H131ZM214 112V111H213ZM224 112V111H223ZM233 112H235V111H233ZM241 112V111H240ZM19 113V115L21 116H23L24 115V119L23 120H27L28 118H27V112H24L23 111V108L21 109V107H20V111L18 112ZM21 113V114H20ZM118 113V112H117ZM199 113V112H198ZM225 113V112H224ZM224 113H222V114H224ZM15 114V113H14ZM34 114V113H33ZM87 114V113H86ZM89 114V113H88ZM135 113H133V115H134ZM174 114V113H173ZM197 114V113H196ZM219 114H221V113H219ZM104 115H105V112H101L100 114H99V116H98V119L100 118V119H102V117H104ZM132 115V116H133ZM177 115V114H176ZM227 115V114H226ZM249 115V114H248ZM3 116V115H2ZM94 116V115H93ZM131 116V117H132ZM135 116V115H134ZM181 116V115H180ZM1 117V116H0ZM119 117H120V115L119 114H117L116 116H112V117H110L111 118V120L112 121H114V120H118L119 119ZM176 117V116H175ZM198 117H202V119H206V121H208L207 119L209 118V117H211L213 120H216V116L215 115H213L212 114V112H211V110L208 108V110L207 109H204L203 111H201L199 114H198ZM218 117V116H217ZM250 117V116H249ZM27 118V119H26ZM109 118V119H110ZM233 118V117H232ZM93 119V118H92ZM94 119H95V117H94ZM105 119V118H104ZM107 119V118H106ZM106 119H105V121H106ZM195 119V118H194ZM223 119H225V118H223ZM21 120V119H20ZM29 120V119H28ZM144 120V119H143ZM235 120V119H234ZM72 121V120H71ZM88 121V120H87ZM193 121V120H192ZM226 121H228V120H226ZM80 122H83V121H80ZM100 122V121H99ZM108 122V121H107ZM110 122V121H109ZM108 122V123H109ZM136 122V121H135ZM213 122V121H212ZM211 122V124H213ZM223 122V121H222ZM236 122V121H235ZM1 123V122H0ZM86 123V122H85ZM90 123V122H89ZM101 123V122H100ZM107 123V124H108ZM139 123V122H138ZM142 123V122H141ZM227 123V122H226ZM237 123V122H236ZM240 123V122H239ZM238 123V124H239ZM241 123V124H242ZM4 124V123H3ZM21 124L22 125H24L25 123L24 122H21ZM76 124V123H75ZM79 124V123H78ZM82 124V123H81ZM84 124V123H83ZM87 124V123H86ZM92 124V123H91ZM114 124V123H113ZM182 124V123H181ZM207 124V123H206ZM210 124V123H209ZM229 124V123H228ZM257 124V125H256ZM263 124H264V122H263ZM89 126H90V124H88ZM83 126V127H81V125L80 126H74L73 127V129H78V128H80V130H83V131H79L80 132V134H82L81 136H90L91 135V133L93 132L92 131V129L89 127V126ZM204 125V124H203ZM214 125V124H213ZM229 125H231V124H229ZM235 125V124H234ZM249 125V124H248ZM0 126H1V124H0ZM3 126V125H2ZM7 126V125H6ZM18 126V125H17ZM96 126V125H95ZM130 126V125H129ZM177 126V125H176ZM209 126V125H208ZM211 126V125H210ZM241 126V125H240ZM245 126H247V125H245ZM98 127V126H97ZM100 127H101V125H100ZM99 127V128H100ZM109 127H111V126H109ZM175 127V126H174ZM205 127V126H204ZM207 127V126H206ZM206 127H205V129H206ZM213 127V126H212ZM221 128H222V126H220ZM227 127H228V125H227ZM242 127V126H241ZM244 127V126H243ZM4 128V127H3ZM105 128H107V126L105 127ZM117 128V127H116ZM169 128V127H168ZM203 128V127H202ZM234 128L235 127H233V130H234ZM5 129V128H4ZM6 129H8V128H6ZM35 129V128H34ZM60 129V128H59ZM72 129V130H73ZM96 129V128H95ZM109 129H112V127L111 128H109ZM174 129V128H173ZM183 129V128H182ZM200 129V128H199ZM236 129V128H235ZM247 129V128H246ZM33 130V129H32ZM167 130V129H166ZM187 130V129H186ZM193 130V129H192ZM208 130H211V129H208ZM232 130V129H231ZM5 131V130H4ZM34 131H36V130H33V132ZM52 131V130H51ZM100 131V130H99ZM133 131V130H132ZM168 131V130H167ZM170 131V130H169ZM198 131V130H197ZM227 131H228V129H227ZM30 133V130H29V128H26L25 130H24V136H26V133ZM54 132V131H53ZM74 132H76V131H74ZM188 132H189V130H188ZM195 132H196V130H195ZM203 132V131H202ZM216 132V131H215ZM219 132V131H218ZM233 132H235V131H233ZM245 132V131H244ZM47 133V132H46ZM72 133V132H71ZM97 133H99V132H97ZM151 133V132H150ZM155 133V132H154ZM171 133V132H170ZM178 133V132H177ZM180 133V132H179ZM206 133V132H205ZM204 133V134H205ZM214 133V132H213ZM238 133H239V130H238ZM241 133H242V131H241ZM253 133V132H252ZM4 134V133H3ZM39 134L41 135V133L39 132ZM95 134V133H94ZM101 134H103V133H101ZM118 134V133H117ZM121 134V133H120ZM181 134V133H180ZM180 134L178 135V136H180ZM219 134H221V133H219ZM228 134H230V133H228ZM263 135H262V137L264 138V133H262ZM51 135V134H50ZM93 135V134H92ZM125 135V134H124ZM235 135H237L236 134V132H235ZM241 135V134H240ZM245 135V134H244ZM248 135H250V134H248ZM254 135V134H253ZM257 135V134H256ZM17 136H18V133H17V131H14V130H12L11 128L9 129V132H8V134L6 133L5 134V137L7 138V140H10L11 142L7 145L9 148H10V150H12L13 152H16L17 154V158H15V161H13V162H11L10 164H12L11 165V167L15 170V172H17V170L19 169V167H24V166H27V168H28V172H29V174L31 175V184H32V188H34V187H37V189H38V192L36 193L39 197H42V196H46L47 195V191H48V189H49V191H50V189H52L51 187H53V189H55L56 191H57V193L56 194H62L63 192H64V190H63V188L66 186V187H68V192H70L69 193V196H67L66 195V193L65 194H63V197H69L71 200H70V202H72V203H77V205H75L74 207H71L69 210H67L66 212H65V216L67 217V218H69V219H78V217L80 216V215H83L85 218L86 217H91V218H93L96 222L95 223H97L98 224V226H97V228H95L94 229V231L93 232H95V233H97L96 234V236L98 235V236H101V238H102V240H103V242L105 241V238H109V241H108V243H109V245H108V247L110 248L111 246H112V241H111V238L113 237V233L115 234V233H120L122 230L124 231V228H126V227H129V228H127V229H130L132 232H130L129 231V233H128V235H126L124 238H122V239H120L121 240V242H120V240H119V242L121 243V245H122V248L123 249H128L127 251H130V249H131V252L132 251H135L136 249H139V252H142V250H147L148 248H147V246H148V244H150V243H147V242H150V241H152V238H151V234L149 233V231H148V233L149 234H147V231H145V230H142L140 227H141V224H140V226H138L137 224H136V220H132V219H130V218H126V220H123L122 219V221H119V222H121V223H119V222H116L117 224H114L115 222H113L111 219L115 216V211H111V209L108 207L107 209H105L103 212L100 210V212H91V210L89 211V210H84L83 209V207L87 204V203H89L90 201H92V200H94L95 199V194L97 193V189L95 188V191L94 192H88V193H85L84 194V196L86 197L85 199H83V200H81V199H78L77 200V195H78V193L80 192V191H83L82 189H83V187L85 186V185H87L88 183H90V182H92V183H94L93 181H95L94 180V175L97 173L96 171H98V170H95V168L94 167H90V166H88V165H83L84 167H81V169L80 168H75L76 166V164L78 163V165H79V163H80V157H78V156H76V157H74L73 159H71V162H68V163H70L69 164V166L67 167V169H65L64 171H63V169L60 171L59 169H57V168H51L50 166H51V161H50V158H49V155H44L43 153L42 154H40L39 152H36L35 150H33V147H22V145H20V144H18L17 142H14V141H16L15 139L17 138ZM62 136V135H61ZM75 136V135H74ZM94 136V135H93ZM98 136H101V135H98ZM107 136V135H106ZM114 136V135H113ZM150 136V135H149ZM173 136V135H172ZM175 136V135H174ZM181 136H183L182 134H181ZM227 136V135H226ZM234 136V135H233ZM0 137H1V135H0ZM2 137H3V135H2ZM95 137V136H94ZM118 137V136H117ZM122 137V136H121ZM124 137V136H123ZM138 137H139V135H138ZM168 137V136H167ZM187 137H189V136H187ZM206 137V136H205ZM221 137V136H220ZM232 137V136H231ZM245 137V136H244ZM248 137V136H247ZM4 138V137H3ZM2 138V139H3ZM91 138V137H90ZM112 138V137H111ZM116 138V137H115ZM143 138V137H142ZM146 138V137H145ZM155 138H156V136H155ZM175 138V137H174ZM180 138V137H179ZM212 138V137H211ZM225 138V137H224ZM234 138V137H233ZM236 138V137H235ZM237 138H239V137H237ZM241 138V137H240ZM239 138V139H240ZM249 138V137H248ZM247 138V139H248ZM81 139H83V138H81ZM92 139H95V138H91V140ZM102 139V138H101ZM105 139H106V137H105ZM119 139V138H118ZM117 139V140H118ZM185 139H187V138H185ZM244 139V138H243ZM111 140V139H110ZM224 141H226L225 139H223ZM31 141V140H30ZM36 141V140H35ZM73 141V140H72ZM71 141V142H72ZM77 141H79V140H77ZM95 141V140H94ZM112 141H113V139H112ZM112 141H110V142H112ZM143 141V140H142ZM156 141H157V139H156ZM183 141V140H182ZM195 141V140H194ZM234 141V140H233ZM235 141H236V139H235ZM238 141H240V140H238ZM98 142V141H97ZM122 142V141H121ZM160 142V140H158L157 142H155L154 143V150L157 152V153H159V155H158V158L156 159L157 160V163L155 164V171H156V173L153 175V177L151 178L152 179V183L154 184V186H153V188H154V191L155 192H159L160 194H161V192H162V190L163 191H165L164 189H163V185H165V184H167V187H166V189H167V193H166V195H169L170 197H168L169 199L168 200H170V201H173V199H174V197H176V196H178V195H180L181 196V194H179V192H178V187L177 186H175V185H173L172 183H171V180H170V176L168 175V173H167V171H165V169H167V168H165L164 169V167L161 165V164H164L166 161L165 160H167V158H168V156H169V154L171 153V151H174V152H176L177 151V148H175V149H166V148H162L161 147V143H159ZM163 142V141H162ZM206 142H208V141H206ZM237 142V141H236ZM41 143V142H40ZM43 143V142H42ZM83 143H85V142H83ZM88 143V142H87ZM86 143V144H87ZM133 143H135L136 144V142H134L133 141ZM142 143H145V142H141V144ZM147 143V142H146ZM145 143V144H146ZM150 143V142H149ZM178 143V142H177ZM208 143H210V142H208ZM2 144V143H1ZM25 144V143H24ZM45 144V143H44ZM85 144V145H86ZM132 144V143H131ZM199 144V143H198ZM236 144V143H235ZM250 144H251V141H250V138H249V140L248 141H244L243 143L241 142V144L239 145V147L237 148V150H235L236 151V153H237V155H239L240 156V159H241V161H242V164L244 165V167L249 171V172H257V174L256 175H254L253 177H251L250 179H246L245 181H244V183H243V181H242V183L239 185V184H236L237 186L235 187V186H233L231 189L230 188H228L229 190H231V191H235V192H237V190H238V187H239V190L240 191H242V194H243V196L244 197H242L243 198V202H245L246 204H248V203H250V205L252 204V201L253 200H255V199H259L260 198V200H261V198H264V170H261L262 168H261V165H260V162H259V159H260V157H259V155H258V153L257 152H255L254 153V151L253 150H251V153H250V149H249V146H250ZM40 145V144H39ZM66 145V144H65ZM84 145V144H83ZM82 145V146H83ZM88 145V144H87ZM140 145V144H139ZM200 145V144H199ZM231 145V144H230ZM237 145V144H236ZM236 145H235V147H236ZM2 146H4V145H0V152L3 154L4 152L3 151H5L4 149H2L3 147ZM24 146V145H23ZM34 146V145H33ZM78 146V145H77ZM76 146V147H77ZM137 146V145H136ZM167 146V145H166ZM208 146V145H207ZM212 146V145H211ZM227 146V145H226ZM226 146H225V148H226ZM257 146V145H256ZM36 147V146H35ZM70 147V146H69ZM68 147V148H69ZM97 147V146H96ZM102 147V146H101ZM130 147H131V145H130ZM139 147V146H138ZM137 147V148H138ZM142 147V146H141ZM173 147V146H172ZM213 147V146H212ZM233 147H234V144H233ZM253 147V146H252ZM255 147V146H254ZM87 148V147H86ZM108 148V147H107ZM190 148V147H189ZM194 148V147H193ZM192 148V149H193ZM204 148H205V146H204ZM256 148V147H255ZM76 149V148H75ZM103 149V148H102ZM114 149V148H113ZM118 149V148H117ZM131 149V148H130ZM139 149V148H138ZM200 149V148H199ZM215 149V148H214ZM227 149V148H226ZM231 149V148H230ZM262 149V148H261ZM9 150V151H10ZM69 150V149H68ZM90 152H88V153H90V155H91V158H95V156L96 155H98V152H96V151H94V149H92V148H90ZM121 150V149H120ZM124 150V149H123ZM137 150V149H136ZM49 151V150H48ZM64 150H62V152H63ZM66 151V150H65ZM80 151V150H79ZM88 151H89V149H88ZM139 151V150H138ZM137 151V152H138ZM141 149H140V153H141ZM212 151V150H211ZM227 151V150H226ZM252 151H253V153H252ZM264 151V150H263ZM11 152V151H10ZM46 152V151H45ZM81 152H83V151H81ZM102 152V151H101ZM101 152H99L100 154H101ZM152 152V151H151ZM192 152V151H191ZM204 152V151H203ZM210 152V151H209ZM48 153V152H47ZM50 153V152H49ZM72 153V152H71ZM102 153H104V152H102ZM124 153H126V151L124 152ZM204 153H206V152H204ZM222 153H223V151H222ZM234 153V152H233ZM235 153V154H236ZM79 154V153H78ZM85 154V153H84ZM130 154V153H129ZM191 154V153H190ZM214 154V153H213ZM227 154H229V153H227ZM5 155V154H4ZM13 155V154H12ZM40 155H44V157H46V161H43L42 160V158L40 157ZM63 155V154H62ZM77 155V154H76ZM80 155V154H79ZM89 155V154H88ZM89 155V156H90ZM107 155V154H106ZM121 155V154H120ZM133 155H135V154H133ZM139 155V154H138ZM147 155V154H146ZM206 155V154H205ZM221 155V154H220ZM224 155V154H223ZM6 156H7V154H6ZM5 156V157H6ZM105 156V154L103 155V157ZM122 156V155H121ZM124 156V155H123ZM129 156V155H128ZM192 156V155H191ZM190 156V157H191ZM193 156H195V154L193 155ZM216 156V155H215ZM9 157V156H8ZM12 157V156H11ZM86 157V156H85ZM99 157V156H98ZM102 157V156H101ZM222 157V156H221ZM230 157V156H229ZM263 157V156H262ZM58 158V157H57ZM88 158V157H87ZM90 158V157H89ZM139 158V157H138ZM137 158V159H138ZM141 158V157H140ZM154 158V157H153ZM156 158V157H155ZM209 158V157H208ZM2 159V158H1ZM68 159H70V158H68ZM98 159V158H97ZM104 159V158H103ZM133 159V158H132ZM206 159V158H205ZM227 159V158H226ZM78 160V161H77ZM90 160V159H89ZM115 160V159H114ZM121 160V159H120ZM155 160V161H156ZM178 160V159H177ZM176 160V161H177ZM182 160V159H181ZM214 160V159H213ZM230 160H231V158H230ZM233 160H236V159H234L233 158ZM54 161V160H53ZM100 161V160H99ZM99 161L97 162V163H99ZM132 161V160H131ZM151 162H153L152 160H150ZM187 161V160H186ZM211 161V160H210ZM229 161V160H228ZM26 162V163H25ZM100 162H102V161H100ZM106 162V161H105ZM124 162V161H123ZM137 162V161H136ZM209 162V161H208ZM237 162V161H236ZM38 163H41V164H38ZM104 163V162H103ZM102 163V164H103ZM110 163V162H109ZM133 163V162H132ZM150 163V162H149ZM198 163V162H197ZM217 164L219 163L218 161L216 162ZM23 164V165H22ZM92 164V163H91ZM95 164H96V162H95ZM236 164V163H235ZM237 164H238V162H237ZM39 165H41V166H44L45 167V169H46V173L47 172H50V176H51V178H50V176L49 177H43L42 175H37V176H34L33 175V173H34V170H36L37 169V166H39ZM90 165V164H89ZM99 164H97V166H98ZM111 165V164H110ZM118 165V164H117ZM120 165V164H119ZM118 165V166H119ZM195 165V164H194ZM209 165H210V163H209ZM211 165H212V163H211ZM227 165V164H226ZM234 165V164H233ZM4 163H1L0 162V188L1 187H4L5 186V181L3 180V170H4ZM80 166H82L81 164H80ZM79 166V167H80ZM93 166V165H92ZM96 166V165H95ZM200 166V165H199ZM207 166V165H206ZM222 166H223V164H222ZM225 166V165H224ZM231 166V165H230ZM263 166V165H262ZM119 167H121V166H119ZM169 167V166H168ZM177 167V166H176ZM196 167V166H195ZM98 168V167H97ZM175 168V167H174ZM185 168V167H184ZM234 168V167H233ZM10 169V168H9ZM48 169V170H47ZM153 169V168H152ZM176 169V168H175ZM226 169V168H225ZM231 169V168H230ZM56 170H58L59 172H57ZM116 170V169H115ZM123 170V169H122ZM154 170V169H153ZM223 170V169H222ZM237 170V169H236ZM67 171V174L65 173ZM104 171V170H103ZM119 171V170H118ZM165 171V172H164ZM182 171V170H181ZM186 171V170H185ZM203 171V170H202ZM217 171H218V169H217ZM231 171V170H230ZM112 172V171H111ZM148 172V171H147ZM235 172V171H234ZM239 172V171H238ZM237 172V173H238ZM27 173V172H26ZM25 173V174H26ZM95 173V174H94ZM115 173V172H114ZM113 173V174H114ZM116 173H117V171H116ZM123 173V172H122ZM139 173V172H138ZM183 174L185 173V172H182ZM216 173V172H215ZM214 173V174H215ZM236 173V174H237ZM247 173V172H246ZM105 174V173H104ZM175 174V173H174ZM191 174V173H190ZM200 174V173H199ZM210 174V173H209ZM235 174V173H234ZM239 174V173H238ZM241 174V173H240ZM96 175H98V174H96ZM100 175V174H99ZM101 175H103V174H101ZM100 175V176H101ZM115 175V174H114ZM113 175V176H114ZM172 175H173V173H172ZM46 176V175H45ZM202 176V175H201ZM224 176V175H223ZM233 176V175H232ZM18 177V176H17ZM20 177V176H19ZM129 177V176H128ZM151 177V176H150ZM178 177V176H177ZM182 178H183V180L181 181L182 183H181V185H186V184H188V182H187V180L188 179H186V177H183V176H181ZM239 177V176H238ZM9 178V177H8ZM78 178H80L82 181H83V184H85L84 186L83 185H79V183H78ZM101 178V177H100ZM100 178H98V182L99 183H103V182H105V183H103V185H105V184H107L106 183V181H108V180H110V179H107V180H102V179H100ZM106 177H104V179H105ZM147 178H149V176L147 177ZM189 178V177H188ZM213 178H215L214 176H213ZM212 178V179H213ZM219 178V177H218ZM223 178V177H222ZM237 178V177H236ZM17 179V178H16ZM24 179V178H23ZM28 179V178H27ZM47 179H49L50 181H48ZM143 179H144V177H143ZM176 179V178H175ZM216 179V178H215ZM232 179V178H231ZM194 180H195V178H194ZM4 181V182H3ZM20 181H22V180H20ZM117 181H119V180H117ZM121 181V180H120ZM197 181V180H196ZM195 181V182H196ZM223 181V180H222ZM239 181V180H238ZM15 182V181H14ZM25 182V181H24ZM113 182V181H112ZM128 182V181H127ZM235 182V181H234ZM23 183V182H22ZM125 183V182H124ZM148 183H149V181H148ZM197 183V182H196ZM199 183V182H198ZM203 183V182H202ZM11 184V183H10ZM29 184V183H28ZM177 184H179V183H177ZM217 184V183H216ZM223 184V183H222ZM222 184H218L221 188L220 189H225L226 188V186H224V185H222ZM24 185V184H23ZM30 185V184H29ZM95 185H96V183H95ZM99 185H101V184H99ZM127 185V184H126ZM88 186V185H87ZM91 186V185H90ZM106 186V185H105ZM111 186V185H110ZM113 186V185H112ZM123 186V185H122ZM128 186V185H127ZM149 186V185H148ZM219 186H217V187H219ZM89 187V186H88ZM101 187V186H100ZM102 187H104V186H102ZM177 187V188H176ZM188 187V190H189V188L190 187H192V186H190V185H188L187 186ZM187 187H186V189H187ZM195 187V186H194ZM198 187V186H197ZM5 188V187H4ZM26 188V187H25ZM85 188V187H84ZM92 188H94V187H92ZM107 188V187H106ZM147 188V187H146ZM185 188V187H184ZM34 189H36V188H34ZM112 189H114V188H112ZM124 189V188H123ZM177 189V190H176ZM191 189V188H190ZM192 189H193V187H192ZM198 189V188H197ZM216 189H218V188H216ZM227 189V188H226ZM20 190H21V188H20ZM100 190V189H99ZM105 190V189H104ZM148 190V189H147ZM200 190V189H199ZM22 191V190H21ZM27 191H29V190H27ZM63 191V192H62ZM102 191V190H101ZM190 191H192V190H190ZM211 191V190H210ZM213 191H214V189H213ZM116 192V191H115ZM128 192H130L129 191V189H128ZM29 193V192H28ZM50 193L51 194H54V196L56 195L55 193H52L51 191H50ZM107 193V192H106ZM193 193V192H192ZM220 193V192H219ZM232 193V192H231ZM102 194V192H100V194L99 195H101ZM176 194H178V195H176ZM198 194V193H197ZM196 194V195H197ZM221 194H222V192H221ZM1 195V194H0ZM25 195V194H24ZM30 195V194H29ZM98 195V196H99ZM190 195V194H189ZM188 195V196H189ZM219 195V194H218ZM218 195H213V194H208V193H200V195H199V198H200V200H201V202H200V204L202 205V204H205V203H215L216 201H218L219 200V196ZM230 195V194H229ZM238 195H239V193H238ZM33 196H34V193H33ZM120 196V195H119ZM124 196H127V195H124ZM131 196V195H130ZM152 196V195H151ZM237 196V195H236ZM240 196H242V195H240ZM8 197H10V196H8ZM14 197V196H13ZM18 197V196H17ZM20 197V196H19ZM30 197V196H29ZM35 197V196H34ZM108 197H110V196H108ZM132 197V196H131ZM179 197V196H178ZM191 197V196H190ZM229 197V196H228ZM31 198V197H30ZM105 198V197H104ZM185 198V197H184ZM187 198V197H186ZM28 199V198H27ZM37 199V198H36ZM42 199V198H41ZM100 199V198H99ZM102 199H103V197H102ZM106 199V198H105ZM166 199V198H165ZM179 199V198H178ZM0 200L2 201V199L0 198ZM20 200V199H19ZM35 200V199H34ZM80 200V201H79ZM116 200V199H115ZM153 200V199H152ZM167 200V201H168ZM229 200V199H228ZM18 201V200H17ZM130 201H132V199H130V198H127L126 197V202H130ZM148 201V200H147ZM167 201H165V202H167ZM181 201V200H180ZM184 201V200H183ZM207 201V202H206ZM259 201V200H258ZM263 202H262V204H261V206H259L261 209H263L264 210V200H262ZM15 202V201H14ZM29 202V201H28ZM33 202V201H32ZM35 202V201H34ZM40 202V201H39ZM56 202V201H55ZM54 202V203H55ZM114 202V201H113ZM142 202V201H141ZM156 202L157 203H159V202H161L160 200H156ZM163 202V201H162ZM178 202H179V200H178ZM178 202H173V204H174V206L172 207L173 209H175V210H173V211H171V210H169L170 208H168L167 206H166V208L165 209H163L158 215H159V217H157V221L159 222L158 224H161V225H163V223H168V225H171L170 227H172V228H174V231H175V233H174V235L173 236H170L169 235V237H167L168 238V241H169V244H171V246H173V247H178V248H180L181 249V251H183L184 252V250L185 251H187V250H189L190 249V247L193 245V244H190V243H188L187 242V240H186V236H187V234H186V236H185V233H184V229L183 228H188L187 226L188 225H190V223L193 221V219L190 217L189 219H187L188 220V222H187V220H186V216H184V215H178L177 213H178V211H177V205H178ZM194 202V201H193ZM240 202H242V201H240ZM17 203V202H16ZM24 203H26V201L24 200ZM36 203V202H35ZM38 203V202H37ZM96 203V202H95ZM99 203V202H98ZM147 203V202H146ZM170 203V202H169ZM183 203V202H182ZM181 203V204H182ZM192 203V202H191ZM261 203V202H260ZM259 203V204H260ZM10 204H11V202H10ZM18 204V203H17ZM29 204V203H28ZM41 204V203H40ZM161 204V203H160ZM172 204V203H171ZM210 204V205H211ZM226 204V203H225ZM240 204V203H239ZM255 204H257L256 202H255ZM13 205V204H12ZM31 205V204H30ZM100 205V204H99ZM101 205H102V203H101ZM100 205V206H101ZM106 205V204H105ZM150 205V204H149ZM164 205V204H163ZM166 205V204H165ZM170 205V204H169ZM220 205V204H219ZM223 205V204H222ZM249 205V206H250ZM18 206V205H17ZM104 206V205H103ZM107 206V205H106ZM109 206H110V204H109ZM144 206V205H143ZM199 206V205H198ZM237 206H238V204H237ZM15 207V206H14ZM28 207V206H27ZM34 207V206H33ZM78 207H80V209H78ZM113 207V206H112ZM159 207V206H158ZM161 207V206H160ZM210 207V206H209ZM217 207V206H216ZM215 207V208H216ZM223 207L225 208V207H227L228 209H229V206H225V205H223ZM240 207V206H239ZM244 207V206H243ZM21 208V207H20ZM35 208H37V207H35ZM44 208V207H43ZM57 208V207H56ZM114 209L115 208H117V207H113ZM0 209H1V207H0ZM6 209V208H5ZM38 210H39V208H37ZM40 209H42V207L40 208ZM49 209H51V208H49ZM156 209H158V208H156ZM184 209H185V207H184ZM202 209V208H201ZM223 209V208H222ZM234 207L232 208V209H229V212H231V213H233V212H235L234 211ZM239 209H241V208H239ZM238 209V210H239ZM258 209V208H257ZM260 209V210H261ZM3 210V209H2ZM9 210V209H8ZM25 210V209H24ZM96 210V209H95ZM118 210V209H117ZM116 210V211H117ZM198 210V209H197ZM203 210V209H202ZM208 210H209V208H208ZM216 210V209H215ZM42 211V210H41ZM57 211V210H56ZM222 211V210H221ZM3 212V211H2ZM9 211H7V213H8ZM17 212V211H16ZM20 212V211H19ZM18 212V213H19ZM40 212V211H39ZM45 212V211H44ZM198 212V211H197ZM196 212V213H197ZM201 212V211H200ZM204 212H205V210H204ZM213 212V211H212ZM218 212V211H217ZM242 212H244V213H242ZM259 212V211H258ZM261 212V211H260ZM4 213V212H3ZM12 213V212H11ZM25 213V212H24ZM42 213V212H41ZM179 213H181V214H183L184 212H182V211H180ZM210 213V212H209ZM228 213V212H227ZM236 213V212H235ZM238 213V212H237ZM240 213V212H239ZM241 213L242 214H240L239 216H238V222H240L239 224H238V227H237V229L236 230H238V232L239 231H242V228L245 230L244 232H250L251 233V236L248 238L249 240L247 241V242H249V244H253V245H260L261 246V250H259V251H255L254 249L255 248H253V247H249V249H250V253H251V255H252V260L254 261V262H256V263H253V264H264V233H259L258 235L256 234V233H254V231H256L255 229H256V224H254L253 222H251L252 224H250V223H245L244 221H247L246 220V216L247 215H251L252 214V208L251 207H247V209H245V211H241ZM263 213V212H262ZM13 214V213H12ZM55 214H58V213H55ZM85 214V215H84ZM174 214H176V215H174ZM254 214V213H253ZM253 214H252V216H253ZM11 215V214H10ZM14 215V214H13ZM17 215V214H16ZM32 215V214H31ZM35 215H38V214H35ZM43 215V214H42ZM48 215V214H47ZM118 215L119 216H121V213H118ZM126 215V214H125ZM191 215V214H190ZM190 215H188V216H190ZM213 214H209L208 216H212ZM215 215V214H214ZM18 216V215H17ZM22 216V215H21ZM156 216V215H155ZM182 216V217H181ZM19 217V216H18ZM23 217V216H22ZM21 217V218H22ZM37 217V216H36ZM50 217V216H49ZM124 217V216H123ZM199 217V216H198ZM201 217H203V216H201ZM215 217V216H214ZM230 217V216H229ZM35 218V217H34ZM63 218V217H62ZM37 219V218H36ZM104 219H106V222L107 223H112L111 225H107L106 223H105V221H104ZM194 219H197V217H195ZM199 219V218H198ZM216 219V218H215ZM234 219H236V218H234ZM22 220V219H21ZM25 220V219H24ZM27 220V219H26ZM51 220V219H50ZM120 220V219H119ZM9 221V220H8ZM31 221H33V220H31ZM49 221V220H48ZM52 221V220H51ZM166 221V222H165ZM10 222V221H9ZM20 222V221H19ZM25 222V221H24ZM46 222V221H45ZM44 222V223H45ZM228 222V221H227ZM13 223V222H12ZM47 223V222H46ZM119 223V224H118ZM211 223H213V222H211ZM245 223V224H244ZM2 224V223H1ZM6 224V223H5ZM10 224V223H9ZM19 224V223H18ZM20 224H21V222H20ZM19 224V225H20ZM25 224V223H24ZM26 224H27V222H26ZM36 224V223H35ZM12 225V224H11ZM53 225V224H52ZM57 225V224H56ZM239 225H241V226H239ZM2 226V225H1ZM7 226V225H6ZM27 226V225H26ZM29 226V225H28ZM61 226V225H60ZM194 226V225H193ZM198 226V225H197ZM5 227V226H4ZM3 227V228H4ZM9 227V226H8ZM24 227V226H23ZM22 227V228H23ZM35 227V226H34ZM50 227H52V226H50ZM50 227H48V229L50 228ZM158 227V226H157ZM169 227V228H170ZM199 227V226H198ZM14 228V227H13ZM26 228V227H25ZM24 228V229H25ZM41 228H45V224H42L41 225ZM61 228V227H60ZM165 228V227H164ZM203 228V227H202ZM231 228V227H230ZM16 229V228H15ZM18 229V228H17ZM23 229V230H24ZM71 229V228H70ZM163 229V228H162ZM197 229V228H196ZM209 229H210V227L208 228V227H204L203 228V230H202V232L203 233H209ZM226 229V228H225ZM29 230V229H28ZM39 230H41V229H39ZM44 230V229H43ZM87 230H88V228H87ZM91 230V229H90ZM169 230V229H168ZM172 230V229H171ZM219 230V229H218ZM47 231V230H46ZM49 231V230H48ZM71 231V230H70ZM83 231V230H82ZM170 231V230H169ZM196 231V230H195ZM231 231V230H230ZM261 231V230H260ZM7 232H8V230H7ZM13 232V231H12ZM20 232V231H19ZM27 232V231H26ZM64 232V231H63ZM62 232V233H63ZM161 232H164V233H166V231L165 230H162ZM160 232V233H161ZM201 232V233H202ZM21 233H23V231L21 232ZM20 233V234H21ZM31 233V232H30ZM40 233V232H39ZM53 233V232H52ZM51 233V234H52ZM55 233V232H54ZM159 233V234H160ZM170 233V232H169ZM172 233V232H171ZM200 233V232H199ZM222 233V232H221ZM229 233V232H228ZM230 233H232V232H230ZM234 233V232H233ZM2 234V233H1ZM3 234H5V233H3ZM19 234V235H20ZM46 234H47V232H46ZM162 234V233H161ZM204 234V235H205ZM64 235V234H63ZM116 235V234H115ZM232 235H234V234H232ZM247 236H248V234H246ZM250 235V234H249ZM6 236V235H5ZM18 236V235H17ZM27 236H28V234H27ZM30 236V235H29ZM85 236V235H84ZM124 236V235H123ZM193 236V235H192ZM239 236V235H238ZM49 237V236H48ZM65 237V236H64ZM81 237V236H80ZM166 237V236H165ZM164 237V238H165ZM171 237V238H170ZM235 237H236V235H235ZM240 237H242V236H240ZM245 237V236H244ZM8 238V237H7ZM13 238V237H12ZM21 238V237H20ZM23 238V237H22ZM33 238V237H32ZM67 238V237H66ZM90 238V237H89ZM92 238V237H91ZM97 238H99V237H97ZM114 238H117V236L116 237H114ZM160 238V237H159ZM196 238V237H195ZM14 239V238H13ZM34 239V238H33ZM40 239V238H39ZM193 239V238H192ZM230 239V238H229ZM242 239V238H241ZM21 240H23V239H21ZM42 240V239H41ZM53 240V239H52ZM99 240V239H98ZM101 240V241H102ZM163 240V239H162ZM191 240V239H190ZM236 240V239H235ZM246 240V239H245ZM24 241V240H23ZM26 241V240H25ZM73 241V240H72ZM157 241H158V239H157ZM206 240H203L201 243H197L195 246L197 247L198 245H199V247L200 246H202L203 244H204V242H205ZM216 241V240H215ZM6 242V241H5ZM16 242V241H15ZM76 242V241H75ZM118 242V241H117ZM159 242V241H158ZM157 242V243H158ZM27 243V242H26ZM30 243V242H29ZM71 243V242H70ZM216 243V242H215ZM234 243V242H233ZM255 243V244H254ZM151 244H152V242H151ZM237 244V243H236ZM23 245V244H22ZM33 245V244H32ZM31 245V246H32ZM105 245H107V244H105ZM167 245V244H166ZM223 245V244H222ZM231 245V244H230ZM245 245V244H244ZM16 246H17V244H16ZM29 246V245H28ZM38 246V245H37ZM51 246H53L52 244H51ZM98 246V245H97ZM101 246V245H100ZM103 246H104V244H103ZM102 246V247H103ZM153 246V245H152ZM155 246V245H154ZM170 246V245H169ZM168 246V247H169ZM205 246V245H204ZM213 246V245H212ZM232 246V245H231ZM248 246V245H247ZM55 247H56V245H55ZM160 247H162V246H160ZM166 247V246H165ZM208 247H211V246H208ZM218 247V246H217ZM29 248V247H28ZM41 248V247H40ZM90 248V247H89ZM94 248V247H93ZM213 248V247H212ZM34 249V248H33ZM95 249H96V247H95ZM102 249V248H101ZM169 249V248H168ZM203 249H204V247H203ZM241 249V248H240ZM248 249V250H249ZM1 250H2V248H1ZM0 250V253H1V255H2V257L3 258H7V256L5 255V254H3V252ZM51 250V249H50ZM77 250H80V251H83V249L80 247V246H78V245H76V249L74 250V251H72L69 255L68 254H65V257H63V258H69V256H71V259H70V261L73 263V264H84V263H89V261H90V259H92L91 257H89V256H87L86 254H84V253H80V255H79V253L77 252ZM91 250V249H90ZM154 254H156V255H162L161 254V251L163 250H159L158 249V247L156 248V247H151V249H150ZM167 250V249H166ZM171 250H172V248H171ZM177 250V249H176ZM212 250V249H211ZM28 251H29V249H28ZM35 251V250H34ZM55 251V250H54ZM99 251V250H98ZM180 251V252H181ZM199 251V250H198ZM205 251V250H204ZM242 251V250H241ZM240 251V252H241ZM9 252V251H8ZM19 252V251H18ZM30 252V251H29ZM29 252H27V253H29ZM52 252H53V250H52ZM100 252V251H99ZM166 252V251H165ZM177 252V251H176ZM175 252V253H176ZM178 252H179V250H178ZM179 252V253H180ZM182 252V253H183ZM188 252V251H187ZM206 252V251H205ZM59 253H60V256H63L62 255V252L59 250ZM64 253V252H63ZM136 254L138 253L137 251L135 252ZM164 253V252H163ZM192 253V252H191ZM212 253V252H211ZM221 253H222V251H221ZM221 253L220 252H218V254H216V253H213V254H210V253H204L203 255H202V260H199L198 262H205L206 261V263H203V264H211L210 262H216L217 261V264H220L218 261L220 260V256H221ZM33 254V253H32ZM53 254V253H52ZM92 254V253H91ZM126 254V253H125ZM128 254V253H127ZM178 254V253H177ZM196 254V253H195ZM229 254V253H228ZM241 254V253H240ZM31 255V254H30ZM30 255H28V256H30ZM37 255H38V253H37ZM174 255H176V254H174ZM179 255V254H178ZM35 256V255H34ZM48 256V255H47ZM188 256V255H187ZM114 257V256H113ZM182 259H183V257L184 256H180ZM222 257V256H221ZM241 257H242V255H241ZM2 258V259H3ZM32 258V257H31ZM157 258V257H156ZM178 258H179V256H178ZM181 258H179V259H181ZM22 259V258H21ZM51 259V258H50ZM170 259V258H169ZM191 259V258H190ZM8 259H5L4 261L6 262ZM23 260V259H22ZM31 260V259H30ZM48 260V259H47ZM147 260V259H146ZM241 260V259H240ZM27 261H29V260H27ZM49 261V260H48ZM97 261V260H96ZM175 261V260H174ZM177 261H179V260H177ZM238 261V260H237ZM245 261H246V259H245ZM8 262V261H7ZM66 262V261H65ZM94 262V261H93ZM117 262V261H116ZM116 262H113V263H115L116 264ZM127 262V261H126ZM157 262H159V261H157ZM180 262V261H179ZM248 262V263H247ZM247 262H246V264H250V261H248V259H247ZM25 264V262L23 261L22 262V264ZM173 263V262H172ZM196 263V262H195ZM238 263V262H237ZM3 264V263H2ZM8 264V263H7ZM11 264V263H10ZM19 264H20V262H19ZM97 264H103L101 261L99 262V263H97ZM140 264H152V263H147L146 261L145 262H142V263H140ZM183 264V263H182ZM216 264V263H215Z\"/></svg>", "mask_w": 264, "mask_h": 264}]
</instances>
